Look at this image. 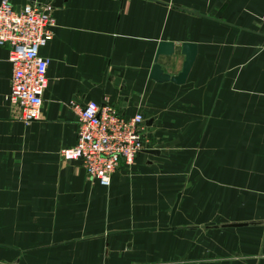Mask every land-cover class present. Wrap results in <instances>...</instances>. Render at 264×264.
Instances as JSON below:
<instances>
[{"label": "crops", "instance_id": "obj_1", "mask_svg": "<svg viewBox=\"0 0 264 264\" xmlns=\"http://www.w3.org/2000/svg\"><path fill=\"white\" fill-rule=\"evenodd\" d=\"M8 1L49 4L53 24L27 125L0 46V264H264V0ZM160 42L170 77L195 46L184 83L149 79ZM70 101L144 119L148 144L107 187L59 157Z\"/></svg>", "mask_w": 264, "mask_h": 264}, {"label": "built area", "instance_id": "obj_2", "mask_svg": "<svg viewBox=\"0 0 264 264\" xmlns=\"http://www.w3.org/2000/svg\"><path fill=\"white\" fill-rule=\"evenodd\" d=\"M51 13L47 3H29L15 11L8 0H0V46L6 47L11 65L6 99L24 125L40 118L48 62L37 50L51 39ZM69 108L76 114V142L61 149L59 157L63 162L80 161L88 180L107 187L120 162L130 165L148 144L144 119L140 114L120 117L106 103L70 101Z\"/></svg>", "mask_w": 264, "mask_h": 264}, {"label": "water", "instance_id": "obj_3", "mask_svg": "<svg viewBox=\"0 0 264 264\" xmlns=\"http://www.w3.org/2000/svg\"><path fill=\"white\" fill-rule=\"evenodd\" d=\"M56 1H59V0H56ZM180 47H181L180 54L183 55V58H184L182 65H181V70L176 76L170 77L162 73L161 69L156 64V58L158 55L170 56L173 52V44L169 42L158 43L156 51H155L153 63L150 69L149 79L153 80L156 83H162V82H167V81L177 84V85L184 83L187 73L191 67V64L195 56V46L190 43H183L181 44ZM145 152L149 154H156L157 151L145 150ZM173 210H174V206L171 209V213H170L171 215L173 213Z\"/></svg>", "mask_w": 264, "mask_h": 264}]
</instances>
